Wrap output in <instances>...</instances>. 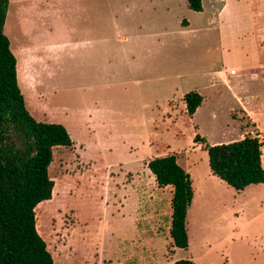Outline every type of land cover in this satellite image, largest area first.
<instances>
[{"label": "rangeland", "instance_id": "1", "mask_svg": "<svg viewBox=\"0 0 264 264\" xmlns=\"http://www.w3.org/2000/svg\"><path fill=\"white\" fill-rule=\"evenodd\" d=\"M201 2L194 11L185 0H8L3 33L24 105L74 141L52 148L57 190L36 213L52 264H264V188L235 191L212 176L194 141L264 129V0ZM191 90L202 101L189 116L176 98ZM169 153L202 192L186 248L172 244L170 213L147 207V192L165 202L172 188L155 190L146 162ZM229 209L242 223L237 241Z\"/></svg>", "mask_w": 264, "mask_h": 264}, {"label": "trees", "instance_id": "2", "mask_svg": "<svg viewBox=\"0 0 264 264\" xmlns=\"http://www.w3.org/2000/svg\"><path fill=\"white\" fill-rule=\"evenodd\" d=\"M187 6L200 10L199 0H186ZM8 0H0V264H52L44 240L37 233L35 208L51 199L52 179L47 166L52 148L70 147L73 142L65 127L56 122L34 119L27 111L17 84L16 60L3 33ZM202 97L191 90L183 94L185 112L191 115ZM206 152L211 175L235 191L248 184L264 183L260 142L245 135L225 143L207 144L194 137ZM157 186L170 185V222L168 234L177 248L187 247L186 209L192 197L188 173L172 153L155 156L146 162ZM170 264H196L181 258Z\"/></svg>", "mask_w": 264, "mask_h": 264}, {"label": "crops", "instance_id": "3", "mask_svg": "<svg viewBox=\"0 0 264 264\" xmlns=\"http://www.w3.org/2000/svg\"><path fill=\"white\" fill-rule=\"evenodd\" d=\"M186 1V0H185ZM200 1V10H201V8H202V2H201V0H199ZM187 4V3H186ZM210 4V3H209ZM224 8H225V5H224V2L221 4V6L217 9V14H219V15H221L222 14V12H223V10H224ZM199 10V11H200ZM7 22V21H6ZM176 99H179V102H180V104H181V107H182V109H183V106H184V108H185V104H184V101H183V95L181 96V97H178V98H176ZM202 101V100H201ZM200 104H201V102H200ZM199 104V105H200ZM198 105V106H199ZM198 106L195 108V110H194V112L196 111V109L198 108ZM240 108H241V110L243 111V112H245V114L248 116V118L251 120V122L254 124V126L255 127H259L258 126V124H256V122H255V120H254V118L252 117V114H251V112L245 107V106H240ZM172 109V106L171 107H169V111ZM193 112V113H194ZM186 113V112H185ZM192 113V114H193ZM191 114V115H192ZM190 115V116H191ZM166 119H168V120H170L169 119V117L168 118H166ZM67 131V130H66ZM91 131H92V129H91ZM68 133V132H67ZM69 135V134H68ZM240 139V138H239ZM73 142V145H74V141H72ZM175 160H176V162L178 163V159L176 158V156H175ZM261 165L264 167V159L262 158V155H261ZM188 166L189 165H187V168L186 167H182L186 172L189 170L188 169ZM147 172H148V170H147ZM150 172V171H149ZM148 172V173H149ZM210 172V171H209ZM188 173V172H187ZM150 174V178H151V181H152V183H153V187L154 188H156L155 186H157L156 185V183H155V181H154V177H153V175L151 174V173H149ZM211 174V173H210ZM188 175H189V178H190V181H191V186H192V197H191V200H190V203H189V205H188V207H187V209H186V214H185V227L187 228V225H188V212H189V209H190V207H191V205L193 204V202H194V199H195V197H196V195L197 194H201L202 192H200V190H196V188L194 187V184H193V181H192V179H191V177H190V174L188 173ZM212 176H214V175H212ZM219 179V178H218ZM220 180V179H219ZM221 182H223L222 180H220ZM224 184H226L225 182H223ZM132 185H133V183H132V181H127V182H125L124 184H123V187H122V191L124 190V191H128V188L130 189L131 187H132ZM227 185V184H226ZM168 186H170V185H165V186H161V188L160 189H165V188H167ZM227 186H229V185H227ZM247 186H253V188H255V189H259V188H264V183H256V184H248V185H246L245 187H247ZM158 187L159 186H157V189H155V190H158ZM163 187V188H162ZM230 187V186H229ZM244 187V188H245ZM232 188V187H231ZM243 188V189H244ZM243 189H241V190H239L240 192L243 190ZM166 190V189H165ZM234 190V189H233ZM172 191V190H171ZM171 191H167V197L165 198V202H164V200H163V198H161V196L159 195V194H153V196H151L150 195V192L148 193L147 192V207L148 208H150V210L149 211H151V210H153V212L155 211L156 212V210H158L160 207H161V205L163 206V209L167 212V214L168 213H170V196H171ZM199 191V192H198ZM168 204H169V207H168ZM209 205H211V204H209ZM165 206H167V208L165 207ZM211 207V210H213L214 209V207H213V205H211V206H208L207 208H210ZM214 211V210H213ZM155 212H154V214H155ZM221 213H223V215H222V217L225 219H227L228 221H230V224H233V225H237V227H233L232 229L233 230H236V232H237V234H235V232H234V237H235V241H237V238H240L241 236H242V231H241V226L240 225H242V223L240 224V225H238L237 224V222H238V217H234V215H236V213L237 212H234L233 213V210H230L229 209V212H226V211H222ZM225 214V215H224ZM229 215V216H228ZM232 216V217H231ZM169 229V227L167 228V230ZM186 234H187V229H186ZM188 259H191L194 263H196V264H198L197 263V261L195 260V258H193L192 256H189L188 257Z\"/></svg>", "mask_w": 264, "mask_h": 264}, {"label": "built area", "instance_id": "4", "mask_svg": "<svg viewBox=\"0 0 264 264\" xmlns=\"http://www.w3.org/2000/svg\"><path fill=\"white\" fill-rule=\"evenodd\" d=\"M231 74L234 73V70L229 71ZM252 136H255L258 138L260 144H264V129L260 130L258 133L253 134Z\"/></svg>", "mask_w": 264, "mask_h": 264}, {"label": "bare ground", "instance_id": "5", "mask_svg": "<svg viewBox=\"0 0 264 264\" xmlns=\"http://www.w3.org/2000/svg\"><path fill=\"white\" fill-rule=\"evenodd\" d=\"M55 190H57V189H56V184L54 185V188H53V194H54ZM52 199H53V198H51V199L48 200V201H51ZM42 203H44V201H42V202H40V203L37 204V206H36V208H35L36 213H37L38 207H39ZM36 219H37V214H36ZM39 225H40V224H39ZM38 227H39V226H38Z\"/></svg>", "mask_w": 264, "mask_h": 264}]
</instances>
